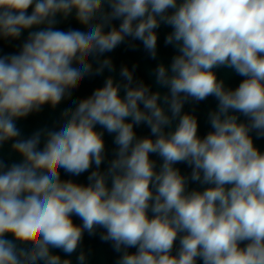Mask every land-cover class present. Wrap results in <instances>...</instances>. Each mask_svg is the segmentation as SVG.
Here are the masks:
<instances>
[{
  "label": "clouds",
  "instance_id": "9594fccd",
  "mask_svg": "<svg viewBox=\"0 0 264 264\" xmlns=\"http://www.w3.org/2000/svg\"><path fill=\"white\" fill-rule=\"evenodd\" d=\"M162 26L155 90L122 65L73 99L121 45L156 60ZM0 45V264H87L98 231L115 264H264V0H0ZM210 97L201 136L185 106ZM65 101L52 127L18 126Z\"/></svg>",
  "mask_w": 264,
  "mask_h": 264
},
{
  "label": "water",
  "instance_id": "95a60500",
  "mask_svg": "<svg viewBox=\"0 0 264 264\" xmlns=\"http://www.w3.org/2000/svg\"><path fill=\"white\" fill-rule=\"evenodd\" d=\"M58 27L62 29H67L68 27H80L74 20H70L68 22H62ZM159 31V41H158V57L156 60H152L148 57L147 53L143 50L142 45L139 41H136L137 48L133 50L128 45H121L113 52L108 53L113 60V63L116 67V73H108L107 71L103 76H97L93 78L86 79L82 86L76 90L73 94V99H81L85 98L91 94V92L103 85L104 79L108 75H114L118 79V72L122 65H127L129 68L132 67L133 64L137 65L136 69V77L138 79H143L148 84H153V88L155 90V85L153 82V78L150 75L155 66L163 62L165 64L170 63L172 56L175 54V50L171 46H166L164 44L165 35L171 31L170 28L162 26ZM4 51H13L14 49L10 46H4ZM218 76L225 81L226 86L235 88L238 86L240 81L243 79L242 77L235 74L234 71L230 69H220L218 70ZM70 101H65L61 105H59L56 109H52L49 106H45L42 112L35 113L18 122V126L23 130L25 135L31 134L33 131L43 128V127H52L60 120V113L65 108L70 106ZM216 107V101L214 98H209L208 100L201 102L198 105L188 104L185 106V111H191L193 108L195 109V114L199 118L200 125V135L203 136L209 130V126L206 123V116L208 111L214 109ZM139 135H145L148 133L146 128L137 129ZM106 144L109 151L112 149V137L105 136ZM258 145L261 147V150H264V141H258ZM3 155L8 157V148L5 146L3 149ZM156 158V157H153ZM180 167L182 173H188L190 171L185 165H177ZM86 175L77 179L78 182L87 183ZM192 187H198L197 185H192ZM74 222L79 224L81 221L78 218H74ZM81 250H83L88 255L87 264H115V261L118 257V254L113 251L110 242H103L100 239L99 231L95 236H89L87 233L84 235L83 242L81 244ZM131 251H135L132 249ZM63 255V253H61ZM73 264H76L75 255L71 258Z\"/></svg>",
  "mask_w": 264,
  "mask_h": 264
}]
</instances>
